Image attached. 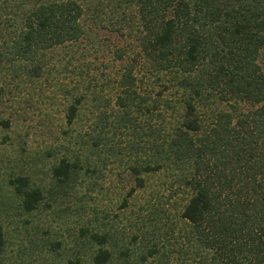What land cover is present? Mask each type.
I'll return each instance as SVG.
<instances>
[{"label":"trees","instance_id":"16d2710c","mask_svg":"<svg viewBox=\"0 0 264 264\" xmlns=\"http://www.w3.org/2000/svg\"><path fill=\"white\" fill-rule=\"evenodd\" d=\"M48 104L67 128L28 161L8 132L41 108L52 124ZM0 130L25 215L55 213L110 160L132 181L120 209L156 174L179 197L120 229L77 220L68 250L46 230L29 241L44 264H264V0H0ZM7 245L0 225V264Z\"/></svg>","mask_w":264,"mask_h":264},{"label":"rangeland","instance_id":"374dc122","mask_svg":"<svg viewBox=\"0 0 264 264\" xmlns=\"http://www.w3.org/2000/svg\"><path fill=\"white\" fill-rule=\"evenodd\" d=\"M53 108L55 107L53 106ZM41 109L42 111L40 110V112L35 110L33 114L28 115L26 120L18 119L16 125L13 127L14 131L8 132L11 136L17 134L23 136L24 142L27 143L28 152L31 154V157H25L28 161H32L33 158L36 159V153L40 156L45 149L57 143L63 137L61 134L62 128H67L61 118V111L57 113L55 109H52L51 105H47V110L52 115L51 120L53 121L50 124L45 121L48 120V116H45L44 113L45 110ZM85 115L90 121L92 115L88 112ZM85 120L88 119L81 121L83 122L84 130L89 126V122ZM76 125L77 127H81L80 123ZM4 134L5 132L0 130V225L6 232V238L8 239L7 264H44L47 255L42 253L39 248L30 245L29 241L34 240L38 242L46 230H50L48 232L50 233L49 236L54 237L53 235H55V237L59 239L64 238V240L68 238V250L73 243L67 236L74 231L77 220L83 222L107 213L109 224L120 229L129 222L136 221L138 206L154 203L162 208L171 209L172 202H179V197H177L178 199L176 197H170L169 199V194L172 191L170 180L168 178L164 179L161 174H156L150 178L148 186L145 189L136 191L135 202L137 207H135L134 211H132V206L127 209H125L126 207L120 209L122 207L121 198L131 187L132 181L126 175L123 164L120 165L119 161L110 160L103 167L102 174L96 180V185L89 183L90 179L85 177L81 181L82 183L78 188L76 196H73L70 201L62 204V207L55 210V213H51L50 210L40 206L39 211H35L31 215H25L17 208V199L10 193V186H7V181L5 180L6 173L11 171V169L6 171L8 170L6 169V163L8 158L15 156L19 144L16 143L15 148L17 150L15 151L10 146L3 145L1 142ZM128 138V136L122 137L124 144ZM39 158H42L39 163L42 169L34 170L33 176L37 181H45L47 177L45 175L46 165H43V162L47 164L51 159ZM18 162L21 163L20 161ZM23 166L26 168L24 163ZM66 207H69V209L65 210ZM61 214L62 218H59L58 216ZM47 225H50L49 228L51 229H46ZM27 230H30L31 235L26 233ZM48 233H45L44 237H47ZM69 252L67 251V254ZM60 262L59 264L65 263L63 260H60Z\"/></svg>","mask_w":264,"mask_h":264}]
</instances>
